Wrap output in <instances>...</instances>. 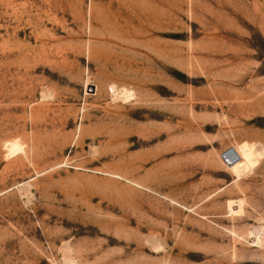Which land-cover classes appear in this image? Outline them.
I'll return each instance as SVG.
<instances>
[{
	"label": "rangeland",
	"instance_id": "rangeland-1",
	"mask_svg": "<svg viewBox=\"0 0 264 264\" xmlns=\"http://www.w3.org/2000/svg\"><path fill=\"white\" fill-rule=\"evenodd\" d=\"M0 264H264V0H0Z\"/></svg>",
	"mask_w": 264,
	"mask_h": 264
},
{
	"label": "bare ground",
	"instance_id": "bare-ground-1",
	"mask_svg": "<svg viewBox=\"0 0 264 264\" xmlns=\"http://www.w3.org/2000/svg\"><path fill=\"white\" fill-rule=\"evenodd\" d=\"M112 90L115 91L116 88L114 86H112ZM121 91V90H120ZM123 94L126 93V95L129 93L128 91H126L125 89L122 91ZM116 93V92H114ZM118 94V93H117ZM132 94V93H131ZM122 95V93L120 94ZM130 95V94H129ZM117 96V95H116ZM123 97H126L125 95H123ZM128 97V96H127ZM126 97V98H127ZM116 98V97H115ZM130 98V96H129ZM15 148L19 151H24V145L22 144L21 141L17 140L15 142ZM234 149V148H233ZM235 152V157L234 159H232L231 161H228L223 155V159L226 161V164L229 168V170L231 172H233L235 175H237L238 177L241 176V173H244L243 171H245L247 168H249V164L248 162L244 159L243 155L235 148L234 149ZM246 172V171H245Z\"/></svg>",
	"mask_w": 264,
	"mask_h": 264
},
{
	"label": "water",
	"instance_id": "water-1",
	"mask_svg": "<svg viewBox=\"0 0 264 264\" xmlns=\"http://www.w3.org/2000/svg\"><path fill=\"white\" fill-rule=\"evenodd\" d=\"M222 155L228 160L231 161L235 157V152L232 146L228 147Z\"/></svg>",
	"mask_w": 264,
	"mask_h": 264
}]
</instances>
